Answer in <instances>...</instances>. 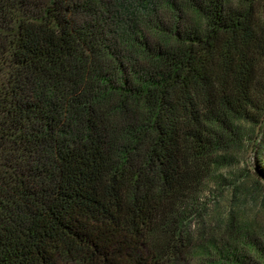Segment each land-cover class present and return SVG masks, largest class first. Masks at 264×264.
Listing matches in <instances>:
<instances>
[{"label": "trees", "instance_id": "16d2710c", "mask_svg": "<svg viewBox=\"0 0 264 264\" xmlns=\"http://www.w3.org/2000/svg\"><path fill=\"white\" fill-rule=\"evenodd\" d=\"M262 182L264 0H0V264H264Z\"/></svg>", "mask_w": 264, "mask_h": 264}, {"label": "rangeland", "instance_id": "374dc122", "mask_svg": "<svg viewBox=\"0 0 264 264\" xmlns=\"http://www.w3.org/2000/svg\"><path fill=\"white\" fill-rule=\"evenodd\" d=\"M257 167L255 149L249 144L244 147V150L236 153L232 157L231 163L221 168L220 172L226 176L233 177L236 183H245L246 186H250L251 181L260 176ZM262 183L264 184V182ZM210 186V188L206 189L200 201L205 204L207 210H211L220 200L225 202L226 198L230 196L229 187H224V185L219 187L213 184H210ZM262 194H264V191Z\"/></svg>", "mask_w": 264, "mask_h": 264}]
</instances>
